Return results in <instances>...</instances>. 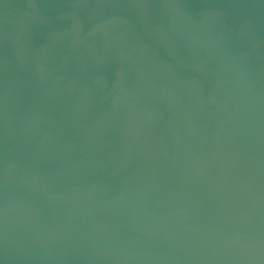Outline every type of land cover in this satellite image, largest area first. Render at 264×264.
Masks as SVG:
<instances>
[{
    "label": "water",
    "instance_id": "95a60500",
    "mask_svg": "<svg viewBox=\"0 0 264 264\" xmlns=\"http://www.w3.org/2000/svg\"><path fill=\"white\" fill-rule=\"evenodd\" d=\"M0 264H264V0H0Z\"/></svg>",
    "mask_w": 264,
    "mask_h": 264
}]
</instances>
